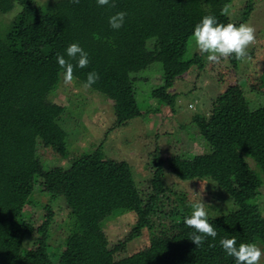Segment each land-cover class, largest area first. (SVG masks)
I'll use <instances>...</instances> for the list:
<instances>
[{"label": "trees", "instance_id": "obj_1", "mask_svg": "<svg viewBox=\"0 0 264 264\" xmlns=\"http://www.w3.org/2000/svg\"><path fill=\"white\" fill-rule=\"evenodd\" d=\"M238 2L112 0L101 7L96 0H0V17L15 12L6 24L0 23V264H234L221 239L264 248V215L255 203L264 186V137L246 98L229 99L235 103L227 101L225 107L213 103L209 116L195 115V138L202 151L166 160L155 153L151 192L144 197L126 162L101 160L98 152L73 162L59 176L50 200L62 199L70 215L69 233L61 245L51 242L52 214L36 226L26 213L49 172L41 151L67 158L78 116L57 98L65 81L58 53L64 54L72 43L88 53L89 65L75 68L71 82L84 88L88 73L95 71L99 79L87 89L111 102L118 129L157 114L160 107L176 111L175 84L193 67H203V55L190 52L195 25L205 15L223 24H245L254 0H246L232 18ZM121 11L127 14L124 25L113 30L109 17ZM156 64L161 65L160 81L142 108L138 76ZM208 131L218 138L217 144L203 135ZM166 170L182 182H213L231 204L226 214L209 217L218 233L215 240L209 237L202 247L190 240L193 230L184 217L191 207H156L168 191ZM126 214L135 219L126 241L93 249L86 234ZM144 231L152 234V243L128 254L127 245Z\"/></svg>", "mask_w": 264, "mask_h": 264}, {"label": "rangeland", "instance_id": "obj_2", "mask_svg": "<svg viewBox=\"0 0 264 264\" xmlns=\"http://www.w3.org/2000/svg\"><path fill=\"white\" fill-rule=\"evenodd\" d=\"M35 1L44 3L46 0ZM245 1L239 0L232 18L237 17ZM14 14L15 12L0 17V23L6 24ZM245 24L255 29L256 39L248 46V55L242 60H236V64L232 62L233 57L210 62L207 60V54L200 52L195 43L191 46L192 56L203 55V67H193L175 84L172 92L179 95L175 112L160 107L161 111L159 110L160 112L155 115H146L144 118L130 121L125 127L115 129L111 102L85 87L76 86L73 82H63L57 98L63 106L75 110L78 114L76 121L74 120L73 135L68 140L69 154L67 158L61 159L53 155L50 150L41 151L43 161L49 166V172L45 176V186L34 193L33 200L26 208L27 217L36 226H39L46 216L52 214L53 245H61L68 235L70 215L65 210L62 199L50 203L52 190L64 170L84 154L98 152L101 160L128 163L137 189L144 197L151 192L149 181L153 172L152 157L155 153H159L160 157L166 160L203 150L202 144H199L200 142L198 143L195 138L199 133L194 127V117L196 114L209 116L213 103L219 102L225 107L229 99L235 101L238 98L240 101L246 98L254 107L253 115L264 137V0H254L253 11ZM161 73V65L156 64L138 76L137 98L143 103L142 108L147 107L145 102L148 94L158 86ZM140 77L141 79L145 77L147 80H141ZM149 104V110L153 111L154 101ZM203 135L213 144L218 143V138L213 132H203ZM165 172L164 179L168 191L157 202L158 209L168 210L175 203L188 209L201 197L207 204L209 217L226 214V211L232 209L231 204L219 193L213 182L207 180L182 182L167 170ZM259 175L261 176L260 172ZM255 203L259 205L264 215V186L260 189ZM3 205L4 201L0 200V209ZM134 221L133 215L126 214L114 219L103 229L88 232L86 236L93 249L102 246L112 247L126 241ZM151 243L152 234L144 231L139 239L127 245V252L128 254L137 252ZM260 264H264V256L261 257Z\"/></svg>", "mask_w": 264, "mask_h": 264}, {"label": "clouds", "instance_id": "obj_3", "mask_svg": "<svg viewBox=\"0 0 264 264\" xmlns=\"http://www.w3.org/2000/svg\"><path fill=\"white\" fill-rule=\"evenodd\" d=\"M73 2L78 3L79 0H73ZM111 2L112 0H96L97 5L101 7ZM126 15L121 11L110 16L108 21L110 27L113 30L122 28ZM192 35L196 47L200 52L207 54V60L210 62H219L221 58L228 57L242 60L248 55V46L256 39L253 27L244 23L239 25L219 23L212 15L203 16L195 25ZM56 61L63 69L65 82L70 83L73 80L75 68L83 69L89 65V55L79 43H72L67 46L64 54H57ZM98 79L99 75L95 71L88 73L84 87L91 88ZM206 205L201 197L190 205L191 214L184 217L185 225L193 230L190 240L196 247H202L209 237L215 240L218 235L209 222ZM219 243L226 256L233 258L234 264H260L261 257L264 256V249L254 242L240 243L237 246L234 238H223Z\"/></svg>", "mask_w": 264, "mask_h": 264}]
</instances>
